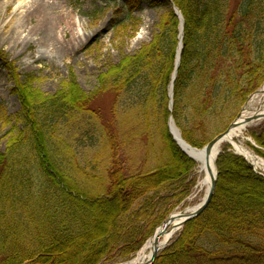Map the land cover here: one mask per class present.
I'll return each instance as SVG.
<instances>
[{
	"label": "trees",
	"instance_id": "obj_1",
	"mask_svg": "<svg viewBox=\"0 0 264 264\" xmlns=\"http://www.w3.org/2000/svg\"><path fill=\"white\" fill-rule=\"evenodd\" d=\"M145 1L172 2L184 20L171 112L172 10L158 35L100 74L90 93L71 79L44 97L0 50L20 104L0 152V264L130 261L194 185L196 164L172 140L169 117L201 149L264 84V0ZM103 95L113 97L108 118L92 108ZM250 135L264 158V121ZM84 138L98 146L82 163L75 150ZM215 165L208 206L154 264H264V178L228 144Z\"/></svg>",
	"mask_w": 264,
	"mask_h": 264
},
{
	"label": "rangeland",
	"instance_id": "obj_2",
	"mask_svg": "<svg viewBox=\"0 0 264 264\" xmlns=\"http://www.w3.org/2000/svg\"><path fill=\"white\" fill-rule=\"evenodd\" d=\"M45 1L49 3L53 1L58 2L60 6L66 3L77 14L80 20L82 40L73 53L66 51L64 48L59 49L57 41H54L53 35H50L53 40L51 42L52 46L46 53L40 56V45L36 39L46 34L43 30H39L40 35L34 36L33 40L27 44L18 41L16 31H12L7 25H10L13 19L17 0L11 2L7 10L3 8L0 12V50L7 55L8 62L13 64L21 79L30 75L36 80L33 88L42 95H45L44 97H52L54 94L60 92L62 85L71 79L76 81L83 92H92L97 86V78L100 74L117 68L121 64L122 58L133 56L141 47L150 43L159 33L158 23L160 17L168 10H172L174 13V8L178 9L172 2L166 8H151V5L145 0ZM4 2L5 0H0V6ZM45 12L51 14V18L56 19V22H58V16L60 15L58 8L52 10L46 8ZM144 17L149 20L150 27L147 34L137 41L136 38L143 25ZM35 22L36 19L31 18L27 26L30 28ZM64 37L65 44L62 45L67 47L72 36L66 30ZM59 43H62V41ZM3 64L0 60V152L5 151L9 140V131L13 130L17 125L14 117L20 109L19 101L13 92L12 78ZM252 97L253 95L249 99ZM112 100L113 97L111 95H103L95 100L92 108L99 110L102 116L108 118ZM262 122L250 124L242 129L240 134L234 138V142L264 163V158L252 150L253 147L257 148V146L250 137V134L255 132V129ZM97 146L98 144L91 146V142L84 138L76 146L75 153L78 162L83 163L86 159H89L91 157V147L96 148ZM232 148L231 151H233ZM195 164L196 168L190 176V179L194 181L190 194L180 205L175 206L169 215L185 210L200 201L202 193L197 190L200 174L198 165L197 163ZM138 168L140 171L145 169L143 165L138 166ZM257 171L262 173L259 169ZM125 263L105 261L102 264Z\"/></svg>",
	"mask_w": 264,
	"mask_h": 264
},
{
	"label": "bare ground",
	"instance_id": "obj_3",
	"mask_svg": "<svg viewBox=\"0 0 264 264\" xmlns=\"http://www.w3.org/2000/svg\"><path fill=\"white\" fill-rule=\"evenodd\" d=\"M13 1L14 0H5V2L0 6V12L3 8L7 10L10 7L11 2ZM16 3L17 6L14 11L13 19L11 20L10 25H7L12 31H16L18 41L23 44H27L33 40L34 36L40 35L39 30H43L44 32H46V34L41 37H37L36 39L40 45V56L46 53L52 46L51 42L53 40L51 39L50 35H53L54 41H57L59 49L64 48L66 51L73 53L78 48L77 46L82 40L80 20L78 19L77 14L66 3L63 6H60L58 2L56 3L53 1L52 3H49L45 0H17ZM46 8L50 10L58 8L60 10L58 22H56V19L51 18V14L45 12ZM31 18H35L36 22L29 28L27 26V23L29 24ZM149 27V20L144 17L143 25L141 26L136 38L137 41L145 34H147ZM66 30L70 32L72 36L70 42H68L67 47L62 45L65 44L64 36L66 35ZM61 41L62 43H59ZM69 46H71L72 48H69ZM180 46L181 43H179L178 46L177 56ZM261 96L262 94L252 97L248 102V108L250 107V109H255V106L257 105V103H259ZM246 115L247 112L243 113L241 119H243ZM241 131L242 127L235 128L231 133V137H228L224 143H231L233 139L240 134ZM171 133L182 151L198 165L200 179L198 181L197 190L202 193V196L200 198V201L185 209L186 213L192 214L202 204L210 191L211 175L214 176L215 174L214 159L216 157V153H214L210 161L205 164L202 151L193 149L192 147L184 143L179 135V132L173 125H171ZM233 146L234 151L245 156V158L254 165L256 170L259 169L264 174V163L244 150L242 147L236 144H234ZM177 214L178 213L173 214V219L165 231L163 230V228H159L158 233L162 234V238L160 239V241H167L173 238V236L178 232V227L184 221V219L180 218V216ZM154 244V238H150L143 245L137 255L131 261L127 262V264H148L152 259Z\"/></svg>",
	"mask_w": 264,
	"mask_h": 264
},
{
	"label": "water",
	"instance_id": "obj_4",
	"mask_svg": "<svg viewBox=\"0 0 264 264\" xmlns=\"http://www.w3.org/2000/svg\"><path fill=\"white\" fill-rule=\"evenodd\" d=\"M174 13L176 15V17L179 20L180 23V33H179V43L182 42L183 39V29H184V22H183V18L179 12L178 9L174 8ZM179 46V44H178ZM182 50V44L179 48V53L178 56L176 55V62H175V67H174V72L172 74V81H171V85H170V94H169V98H170V108H172V91H173V82L176 78V73H177V68L179 66V62H180V53ZM178 51V48H177ZM263 91H257L256 94L258 93H262ZM262 103L264 104V96L262 98ZM245 106L242 108V112L245 110ZM252 109H249V111H251ZM241 118V113L237 116L236 120L230 124V126L222 133L218 134L217 136H215L209 143H207L204 148L201 150L203 153V160L204 163L207 164L210 159L212 158V155H214V153H216V157L218 156V154L220 153V145L222 143H224L226 141V139L229 137H231V133L234 131L235 128L237 127H245L251 123L260 121L262 119H264V111L263 112H253L252 114H249L248 116L244 117L243 119L239 120ZM171 125H173L175 127L174 121L172 118L169 119L168 121V131L173 139V141L176 143V145L178 146V148L180 149V151L182 153H184L182 151V149L180 148L179 144L176 142L175 138L173 137L172 133H171ZM176 128V127H175ZM176 130L178 131V129L176 128ZM179 132V131H178ZM180 135V133H179ZM181 137V136H180ZM185 143V142H184ZM236 144L234 142V140L230 143V145L232 147H234L233 145ZM188 145V144H187ZM189 146V145H188ZM185 154V153H184ZM235 154L242 156L246 161L247 159L245 158V156L241 155L240 153L235 151ZM186 155V154H185ZM215 157V160H216ZM214 160V162H215ZM248 162V161H247ZM253 166V164H251ZM263 178L264 175L260 174ZM216 179H217V171L215 172V175L212 176L211 175V188L210 191L208 193V196L205 198V200L202 202V204L197 208L196 211H194V213L192 214H188L185 211L178 213L177 215L180 216V218H183L184 221L180 224V226L178 227V229H181L189 220H192L194 218H196L197 216H199L204 210L205 208L208 206L211 197L213 195L214 189H215V185H216ZM173 219V215H170L162 224L159 228H163V230L165 231L168 227V225L171 223ZM159 228L156 230V232L153 235V238L155 240V244H154V249H153V254H152V259L148 264H154L158 253L164 249L168 244L170 240L167 241H161L160 242V238L162 237V234L158 233L159 232ZM169 231V230H167ZM127 264V263H125Z\"/></svg>",
	"mask_w": 264,
	"mask_h": 264
}]
</instances>
